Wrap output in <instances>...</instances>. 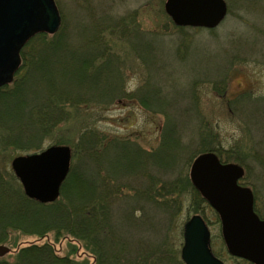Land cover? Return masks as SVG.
Segmentation results:
<instances>
[{"label": "rangeland", "instance_id": "obj_1", "mask_svg": "<svg viewBox=\"0 0 264 264\" xmlns=\"http://www.w3.org/2000/svg\"><path fill=\"white\" fill-rule=\"evenodd\" d=\"M55 1L62 21L68 22L71 33L72 25L90 26L95 20L101 21L99 28L106 31V43L111 50L107 52L112 53V56L116 53V58H120L122 93L105 104L94 106L97 110L92 108L76 112L67 105L70 106L69 119L54 128L52 134L41 139L42 149L53 144L67 145L71 148V168L77 165L78 170L85 172L90 181L100 180L105 175L114 179L111 185H117L121 193L113 206L115 215L111 221L116 223L118 220L120 224L123 221V208L130 204L134 220L140 226L143 214L141 206L145 205L150 217L146 226L135 227V223L130 224V227L122 225L115 234H121L125 240L128 237L133 243L130 245L132 250L134 245L141 242L150 244L155 250L157 240L160 235H164V226L167 224L166 234L171 249L177 255V264H184L181 259L183 225L194 213L191 207L193 200L187 193L193 186L190 177L193 161L185 158L180 162L177 171L181 173L182 182H185V176L189 181L185 186L181 185V194L178 195L182 201L181 209L173 219L169 216L172 221L169 225L165 222L167 214H158L153 203H149L148 199L144 203L142 196H136L145 185H150L153 192L156 180L166 177L159 174L161 172L148 158L149 164L145 171L141 169L137 173L122 174L120 171L124 168V162L130 157L124 159L119 152L117 157L113 152L115 142L127 141L129 145L136 144L146 157L156 154L161 144L162 130L168 121L166 115L158 111L163 110L158 108L162 102L169 106L165 110L170 115L176 114L174 122L179 129L184 130L187 150L190 145L188 152L204 150V143L200 147L202 139H209L212 135L213 139L207 147L220 146L222 150H228L230 155L242 159L241 165L245 170L241 182L255 191L256 207L264 216V0H226L227 15L212 30L191 27L181 30L175 27L165 12L166 0ZM110 17L120 19L119 23L121 19L135 21L141 26V32L133 27L132 22L130 25L122 22L121 25L116 26L114 23L115 26H111L112 23L104 21L105 18L110 20ZM148 32L155 41L151 46L152 54L147 53V57H143L139 47L141 41H149ZM136 35H140L141 41L133 40ZM146 93L150 95L151 101H148V97L145 105L142 95ZM186 108L194 109L197 113L192 117L190 113L181 115L180 111ZM86 122L98 132L101 140L104 138L98 146L104 147L99 156H93L94 160L81 156L79 152L76 156L72 155V147L79 142L80 126ZM27 152L34 151L20 152L13 147H6L4 134L0 131V169L8 183L18 190H23V187L13 171L12 160L16 155ZM135 207L141 209L135 210ZM204 214L209 221L214 252L226 264H244L241 258L229 254L222 237L221 221L215 210L206 206ZM161 227L164 230L162 232ZM8 237L2 245L9 246L12 252L0 254V258L13 259L11 255L15 249L30 243L49 241L59 255H68L80 264H97L93 244L72 236L64 229H54L44 236H38L13 228L8 231ZM131 254L122 255L121 263L132 264L136 254Z\"/></svg>", "mask_w": 264, "mask_h": 264}, {"label": "trees", "instance_id": "obj_2", "mask_svg": "<svg viewBox=\"0 0 264 264\" xmlns=\"http://www.w3.org/2000/svg\"><path fill=\"white\" fill-rule=\"evenodd\" d=\"M104 21L112 23L111 26H115L114 23L116 26L121 25L122 22L130 25L132 22L139 33L142 29L132 20L121 19L119 23L120 19L114 20L110 17V20L105 18ZM100 22L95 20L90 26L72 25L71 33L68 22L63 21L57 33L36 34L24 46L21 51L22 63L15 79L12 84L0 88V131L4 134L6 147H13L20 152L39 151L43 147L41 139L52 134L54 128L69 119L70 106L72 111H87L96 109L94 106L105 104L115 97H120L119 94L122 93L120 58H116L118 55L115 52L113 56L112 53L107 52L111 50L106 43V31L99 28ZM177 28L185 29V27ZM147 34L150 37L148 42L141 41L140 35L133 36V40L141 41V46L139 47L138 44L137 46L143 57H147L145 55L147 53L152 54L151 46L155 41L152 40L154 38H151L150 32ZM143 95L142 102L146 105L145 100H148V97V101H151L150 95L148 93ZM91 105L93 106L90 107ZM168 107L163 102L158 107L163 109L158 111L165 114L168 121L162 130L161 144L156 154L146 157L136 144L129 145L127 141L115 142L113 152L116 155L119 152L124 159L130 157L124 162V168L120 171L122 174L137 173L141 169L145 171L150 159L161 172L159 174L166 177L156 180V189L153 192L150 185H145L136 196H142L144 203L148 201L153 203L158 214H167L165 222L170 225L172 221L169 216L173 219L181 209L182 201L178 197L181 194V185L185 186L189 181L185 176V182H182L181 173L177 171L181 161L185 158L193 161L198 155L208 151L215 152L224 162L241 164L242 159L230 155L228 150H222L220 146L207 147L213 139L212 135L209 139L207 137L202 139L200 147L204 143V150H195L193 154L188 152L190 145L187 150L184 130L179 129L174 122L176 114L170 115L169 111L165 110ZM180 113L181 115L190 113L192 117L197 112L186 108ZM79 132V142L77 146L72 147V155L76 156L79 152L81 156L85 155L94 160L95 154L99 156L104 147H98L104 138L100 139V135L93 130L89 122L82 124ZM182 154H184L183 158ZM84 173L74 165L62 185L61 197L54 202L41 203L26 196L22 189H15V186L8 183V179L0 169V244L7 242L8 231L13 228L38 236H44L54 229H64L72 236L93 244L97 264L106 262L123 264L121 256H132L131 253L136 254L132 264L178 263L177 255L171 249L166 234L167 224L164 226V235H160L157 240L155 250L152 249L153 246L145 245L144 242L134 245L133 250L130 249V245L133 244L130 239L126 237L125 240V237L121 234L120 237L115 232L118 233L117 230L120 231L122 225L130 227V224L135 223V227L146 226L150 221L147 208L144 204L141 206L143 214L140 226L134 220V211L130 204H126L123 208L121 215L123 221L120 224L118 220L116 223L111 221L115 215L113 206L119 199L120 188L111 185L114 179L107 178V175L100 180L90 181ZM187 193L193 200L191 207L194 208V213L199 212L205 216V207L209 205L200 191L193 185ZM128 202L130 203V198ZM135 208V210L141 209ZM255 209L259 213L256 205ZM162 230L163 227L160 228L161 232ZM108 243L110 246L107 247ZM11 256L13 259L0 258V264H80L68 255H59L49 241L26 244L15 249ZM242 260L244 264H253Z\"/></svg>", "mask_w": 264, "mask_h": 264}, {"label": "water", "instance_id": "obj_3", "mask_svg": "<svg viewBox=\"0 0 264 264\" xmlns=\"http://www.w3.org/2000/svg\"><path fill=\"white\" fill-rule=\"evenodd\" d=\"M165 11L178 26L212 28L227 14L225 0H166ZM62 23L55 0H0V88L10 83L21 63L20 52L34 35L55 33ZM71 149L51 145L30 154L18 155L12 168L25 194L40 202L55 201L67 177ZM191 179L220 214L222 232L230 253L264 264V219L253 210V194L237 181L243 169L222 163L213 152L195 159ZM181 258L185 264H225L211 247L209 227L200 214L183 226ZM10 250L0 245V254Z\"/></svg>", "mask_w": 264, "mask_h": 264}, {"label": "flooded vegetation", "instance_id": "obj_4", "mask_svg": "<svg viewBox=\"0 0 264 264\" xmlns=\"http://www.w3.org/2000/svg\"><path fill=\"white\" fill-rule=\"evenodd\" d=\"M239 184H240V185H243V183H242L241 181H239Z\"/></svg>", "mask_w": 264, "mask_h": 264}, {"label": "bare ground", "instance_id": "obj_5", "mask_svg": "<svg viewBox=\"0 0 264 264\" xmlns=\"http://www.w3.org/2000/svg\"><path fill=\"white\" fill-rule=\"evenodd\" d=\"M219 26V25H218ZM255 264V263H254Z\"/></svg>", "mask_w": 264, "mask_h": 264}]
</instances>
